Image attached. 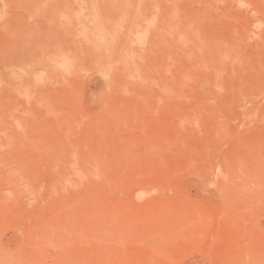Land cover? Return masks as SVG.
<instances>
[{"label": "rangeland", "instance_id": "obj_1", "mask_svg": "<svg viewBox=\"0 0 264 264\" xmlns=\"http://www.w3.org/2000/svg\"><path fill=\"white\" fill-rule=\"evenodd\" d=\"M7 240L15 264H264V0H0Z\"/></svg>", "mask_w": 264, "mask_h": 264}, {"label": "bare ground", "instance_id": "obj_2", "mask_svg": "<svg viewBox=\"0 0 264 264\" xmlns=\"http://www.w3.org/2000/svg\"><path fill=\"white\" fill-rule=\"evenodd\" d=\"M8 245L5 247L4 245L0 244V264H15V258H13V253L11 252L10 247V240H7ZM6 245V243H5Z\"/></svg>", "mask_w": 264, "mask_h": 264}]
</instances>
